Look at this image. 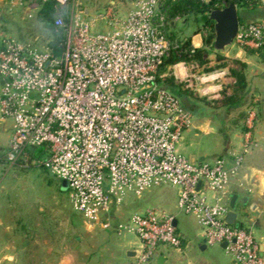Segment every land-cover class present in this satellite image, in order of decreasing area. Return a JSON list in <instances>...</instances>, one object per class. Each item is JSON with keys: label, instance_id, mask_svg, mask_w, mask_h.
Masks as SVG:
<instances>
[{"label": "built area", "instance_id": "2783aa9c", "mask_svg": "<svg viewBox=\"0 0 264 264\" xmlns=\"http://www.w3.org/2000/svg\"><path fill=\"white\" fill-rule=\"evenodd\" d=\"M123 1L131 4L124 17L110 2L88 18L78 0H18L28 19L43 3L56 4L53 26L62 31L64 47L55 54L49 45L37 48L0 33V117L12 124L0 170L33 166L65 182L71 208L87 224L134 235L136 264L182 249L174 218L148 208L113 225L112 213L162 187L179 191L176 210L195 217L205 246L224 244L236 264H264L253 233L226 220L230 180L255 147L254 109L247 110L243 145L230 162H193L179 154L192 115L158 81L172 49L162 10L168 0ZM245 1L263 15L239 27L234 44L258 50L264 46V0ZM34 149L44 155L31 158Z\"/></svg>", "mask_w": 264, "mask_h": 264}, {"label": "crops", "instance_id": "0c3cea01", "mask_svg": "<svg viewBox=\"0 0 264 264\" xmlns=\"http://www.w3.org/2000/svg\"><path fill=\"white\" fill-rule=\"evenodd\" d=\"M83 2L81 5L88 18L103 11L110 2L117 4L122 17L131 8V4L123 0ZM15 10H18L24 22L36 24V18L26 17L25 7L19 5L18 0H0V33L37 48L49 45V34L41 44L37 43V38L25 41L20 36L23 32L21 28H16L19 35L10 34L9 28L13 25L10 19L16 17ZM237 11L239 27L263 15V11L257 8L237 7ZM186 18L179 17L171 21L170 28L167 27L168 37L174 33L176 38L187 41L193 48H203L206 30H202L200 25L199 30L181 29L179 26ZM36 28V31H45L40 24H36ZM99 29L105 28L97 26L96 30ZM207 60L208 64L204 68L177 63L168 67L163 75L172 77L175 83H183V89L188 92L179 100L191 113L192 126L184 133L177 151L193 162H211L217 158L230 162L232 155L239 153L243 145L247 110L254 109L256 117L252 139L255 147L244 155L239 173L230 180L229 200L231 195H236L237 200L232 211L234 217L229 224L249 229L264 252V47L258 50L242 49L233 43L223 51L210 50ZM236 62L244 65L245 96L239 106L224 107L221 101L233 94L236 83L231 75V70H239ZM201 100L216 104H206ZM11 135V122L0 117V151L7 148ZM12 178L17 179L19 176L13 175ZM5 179L6 176L0 177V264H136L135 254H138L139 243L134 235H117L113 231L100 229L98 225L87 224L73 211L68 201L67 210L39 208L40 215L33 219L20 221L10 218L17 208L2 201L4 196L6 198V186H3ZM178 195L179 191L173 187L148 190L139 199L129 198L130 201H142L132 210H127L124 205L113 212L111 221L116 225L126 221L132 212L148 208L161 210L174 218V227L183 241L180 251L168 249L159 256L163 258L162 264H209L198 262L197 256L194 257L195 246L203 252L208 247L204 244L195 217L176 210ZM188 218H192V221ZM210 248V252L225 256L230 264H236L221 246ZM159 257L150 264H158Z\"/></svg>", "mask_w": 264, "mask_h": 264}, {"label": "trees", "instance_id": "16d2710c", "mask_svg": "<svg viewBox=\"0 0 264 264\" xmlns=\"http://www.w3.org/2000/svg\"><path fill=\"white\" fill-rule=\"evenodd\" d=\"M221 2H224L226 5H236L238 8H247L248 6L247 1L245 0H208V2H205L204 0H168L162 7V10L165 12L167 17L168 29L171 26V21H173L176 17L193 16L197 24L206 30V34L203 37L204 47L201 49H195L187 41L176 38L174 33H172L169 38L172 43V49L168 56H166L162 61V64L159 68V74L161 75V78L158 81L160 85H162L178 99H181L186 95V93H188L186 89H183L184 84L175 83L172 77H165L163 75L167 71L168 67L177 63H184L190 67L197 66L204 68L207 66V56L209 55L210 50L213 49L212 45L214 40L213 22L209 20L208 16L209 13L216 7V5L221 4ZM55 10V3H43L37 13L35 22L36 24H40L45 29V31H47L51 38L49 43L50 48L55 54H59L64 47V37L62 31L60 29L54 28L53 26ZM248 52L257 53L258 51ZM236 65L239 67V70H231V75L236 81L235 86L233 87V94L230 96H225L223 101H221V106L224 107L239 106L245 96L246 82L242 72L244 65L240 62H236ZM201 101L206 104H216L213 101ZM29 152L31 158L33 159L44 155L42 149H34L33 151Z\"/></svg>", "mask_w": 264, "mask_h": 264}, {"label": "rangeland", "instance_id": "374dc122", "mask_svg": "<svg viewBox=\"0 0 264 264\" xmlns=\"http://www.w3.org/2000/svg\"><path fill=\"white\" fill-rule=\"evenodd\" d=\"M83 1L84 0H79L78 2L83 4ZM89 2L94 3L97 2V0H88V3ZM14 12L16 13V17L10 19L13 24L9 28L10 34L13 36L19 35V33L16 32V28H21L23 29V32H21L20 36L23 37L25 41H32L37 38V43H44L45 39L49 37L48 33L45 31H36L35 29L37 28L34 22L26 23L20 17L21 14L18 10H15ZM182 22L181 26H179L181 29L188 28V30L190 29L189 31L195 29L199 30V26L195 22V18L193 16H189ZM27 30L30 32H26ZM202 30L204 29L202 28ZM5 151L6 147L0 151V155H3ZM13 175H18L19 178L13 179ZM1 176H6L3 183V186H6L4 190L6 198L4 196L2 201L17 208L16 212L14 211V213L10 216V218L14 220L23 221L25 219L38 217L40 215L39 208L68 209L67 193L61 189L62 182L45 169L33 166H29L28 168H15L1 171L0 177ZM139 201L142 200H128L125 204V208H127V210H132V208H134ZM188 219L189 221H192V218ZM211 249L212 248L208 247V249L203 252L199 247L195 246V249L193 250L194 257L197 256L198 262L203 261L209 264H230L228 258H224L225 256L223 257L220 254L210 252Z\"/></svg>", "mask_w": 264, "mask_h": 264}, {"label": "water", "instance_id": "95a60500", "mask_svg": "<svg viewBox=\"0 0 264 264\" xmlns=\"http://www.w3.org/2000/svg\"><path fill=\"white\" fill-rule=\"evenodd\" d=\"M209 20L213 22L214 26V40H213V49L215 51H223L225 48L231 46L234 43L237 31L239 28V17L238 11L235 5L229 4L228 6L222 9H214L209 13ZM62 191H67V184L65 182L61 185ZM237 196L231 195L229 200V207L231 211L235 209ZM234 217V214L231 212L227 216V222ZM175 225V223H173ZM225 248L223 244L221 246ZM138 254H135L137 256ZM163 258H158V264H162Z\"/></svg>", "mask_w": 264, "mask_h": 264}]
</instances>
